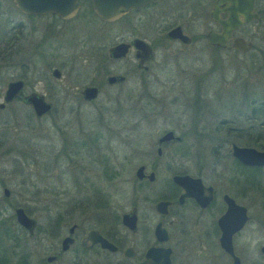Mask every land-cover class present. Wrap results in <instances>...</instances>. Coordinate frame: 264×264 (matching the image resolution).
I'll list each match as a JSON object with an SVG mask.
<instances>
[{"label": "flooded vegetation", "instance_id": "1", "mask_svg": "<svg viewBox=\"0 0 264 264\" xmlns=\"http://www.w3.org/2000/svg\"><path fill=\"white\" fill-rule=\"evenodd\" d=\"M76 2L77 9L73 15L60 17L52 12H22L15 7L12 0V8L4 9L0 0V17L4 12L8 20V27L2 28L0 24V59L3 51L7 54L9 51L8 60L12 61L11 66L16 70L13 80H21L23 83L13 101L23 102L25 95L34 92L42 95L45 100L62 97L66 101L72 98L77 104L92 102L103 87L113 88L125 82L126 76L116 71L114 64H125L129 68L125 74L133 71L132 73L145 75L150 64L161 65L188 57V47L191 44H203V48L215 52L214 55L227 48L233 55L255 53L253 58L256 62L259 59L264 61V0H252V17L233 28L230 38L222 46L208 43L207 35L221 32V26L213 19L212 13L216 10L217 19H227L231 12L229 0L219 5L218 0H152L126 9L119 8L120 14L111 20L100 19L90 0ZM232 38L244 39L250 43V48L243 52L237 50L232 45ZM257 39L262 41L260 47L253 44V40ZM119 43L126 45L125 55L111 57L109 49ZM141 43L143 49L140 47ZM64 46L70 52L62 56L60 50ZM89 65L92 67V74H89L87 82L81 83L80 70ZM35 66L39 69L36 76L31 74ZM54 69L58 71V76L52 74ZM109 76H122L123 80L109 83ZM140 82L139 89L143 88L141 93L146 92L144 76L140 77ZM87 87L96 89L92 99L83 98V91ZM137 87L138 85L134 88ZM137 94L139 96L140 93ZM246 98H242L243 101ZM253 101L252 99L251 102ZM262 108L259 106V109ZM53 109L51 104L47 114ZM140 114V123L148 122V115L143 112ZM195 115L198 118L202 114ZM258 125L264 128V123ZM184 127L193 130L197 137L209 136L205 132H195L200 129L197 123L183 124L182 129ZM255 129L253 124L242 126L232 120L222 119L211 130L218 132V138L211 147L217 148L222 157H229L233 165L227 167V177L225 173H215V167L211 169L227 187L226 190L218 189L213 183L204 180L201 175L204 154H192L189 149L178 151L182 150L189 134L176 133L174 128H166L157 136L154 159L157 161L161 157L164 148L176 144L177 148L170 156H180L179 158L195 162V165L197 163V171L189 174L170 170L169 179L174 174H187L199 178L202 186L210 187L211 190H193L197 197L187 196L181 199L184 190L171 180L165 190H153L151 196L141 187L135 190L141 194V198L128 202V210L120 214L114 213L108 190H83L82 195L77 190H62V207L52 217L34 218L21 207L34 220L31 234L16 222L14 209L20 206L11 205L9 221L16 230L13 236L15 242L9 249L0 242V264H159L162 258L161 249L167 248L170 250L169 264H175V254L178 252L180 256L183 254L187 257L189 254L201 253L204 248H213L212 251L219 248L218 256L224 257L223 264H231V258L219 243L221 228L218 219L226 212V198L245 209V221L231 235L233 253L239 264H264V163L244 165L231 155L230 150V145L234 144L264 152V137ZM167 131L180 136V140L160 142L159 138ZM194 143L187 144L188 148ZM138 166H143L144 175L153 172L154 177L152 181L146 177L137 179L133 173L135 181L139 185L153 184L156 180V165ZM111 176L109 174L103 179L109 180ZM72 192L73 202L69 197ZM76 194L80 197H76ZM209 196L205 205H201L200 202H204ZM253 200L256 201L257 210L250 215L246 202ZM145 202L150 204V215L141 214L139 210L140 203ZM159 203L165 204L157 206ZM133 209L135 220L131 226L124 225L121 215ZM158 224L165 232L166 239L159 240L156 236ZM98 237L113 245L114 249L103 247L96 240ZM180 256L181 261L183 256Z\"/></svg>", "mask_w": 264, "mask_h": 264}, {"label": "rangeland", "instance_id": "2", "mask_svg": "<svg viewBox=\"0 0 264 264\" xmlns=\"http://www.w3.org/2000/svg\"><path fill=\"white\" fill-rule=\"evenodd\" d=\"M1 4L4 9L12 8L10 0H2ZM5 15L3 12L0 17L2 28L8 27ZM261 43L260 39L253 40L258 47ZM202 45L191 44L185 59L150 64L145 75L133 71L125 74L129 69L125 64H114L113 68L126 76L125 82L113 88L103 87L92 102L77 104L72 98L68 101L62 97L47 98L54 109L40 118H35L30 106L20 100L0 109L1 245L7 249L14 246L16 230L9 221L11 205H19L34 218L45 219L62 207V190H77L81 195L85 190H108L110 205L115 214H120L128 210V202L141 198L135 190L143 187L149 196L153 190H165L171 184L170 170L189 174L197 171V163L180 156L171 157L176 144L164 148L161 157L157 161L154 159L157 136L166 128L189 134L182 150L178 151L189 149L192 154H204L201 162L204 180L226 190L211 169L215 167V173L222 172L227 177V167L232 163L229 157H222L217 148L211 147L218 138V132L211 130L217 122L227 119L242 126L253 124L257 133L264 137V128L258 125L264 123V61L256 62L255 53L250 52L233 55L228 48L214 55L215 52ZM68 52L64 46L60 55ZM8 59L9 51L8 54L3 51L0 102L6 83L16 75ZM91 68L90 65L82 67L81 83L90 78ZM38 70L35 66L31 74L38 75ZM142 76L147 84V91L143 93V88L139 89ZM135 92L140 93L139 96ZM27 112L31 113V118ZM141 112L148 115V122L140 123ZM195 114L202 115L196 118ZM192 123L200 128L195 132H205L209 136L197 137L193 130L182 129L183 124ZM202 125L205 127L201 128ZM140 164L156 165L153 184L139 185L135 181L133 173ZM108 173L114 177L105 181ZM3 188L9 190L8 197L3 196ZM73 194L69 193L72 202ZM76 197L80 196L76 194ZM140 204L141 214L150 215V204ZM246 204L253 215L257 210L256 201ZM212 249L204 248L198 252L199 256L181 254L183 263L178 252L175 264H223L224 257L218 256L219 248Z\"/></svg>", "mask_w": 264, "mask_h": 264}, {"label": "water", "instance_id": "3", "mask_svg": "<svg viewBox=\"0 0 264 264\" xmlns=\"http://www.w3.org/2000/svg\"><path fill=\"white\" fill-rule=\"evenodd\" d=\"M15 7L20 11L25 13H43V12H52L58 14L60 17H69L76 12L77 9V0H12ZM92 2L93 10L97 16L102 20H111L117 15L120 14L119 8L126 9L129 6H138L152 0H90ZM226 0H218L217 5L223 3ZM231 3V12L229 17L225 20H219L216 18V10L212 13L213 19L217 20L221 26V32L215 33L211 32L207 35V41L210 44L222 46L230 38V32L233 28L239 25L241 22L249 20L252 15L251 4L252 0H229ZM217 8V6H216ZM116 12V13H115ZM115 13V14H114ZM242 18V20H241ZM232 45L239 51H246L250 48V43L245 41L242 38H232ZM140 47L143 49L142 43ZM126 45L119 43L109 49V55L111 57L117 58L125 55ZM54 76H58V71L54 69L52 71ZM122 76H109L107 81L109 83L115 81H122ZM21 80H11L8 81L3 89L2 100L0 102V109L5 105L11 103L15 97L18 95L19 91L22 88ZM96 89L94 87H87L83 91V98L92 99L95 96ZM23 103L31 107L32 113L35 118H40L46 115L50 109L51 104L46 101L42 95L37 93H29L22 98ZM180 140V136H176L171 131L163 133L159 138L160 142L166 140ZM231 155L244 165H260L264 163V152L257 151L254 148L250 147H238L234 144L230 145ZM159 151V149H158ZM135 177L137 179H142L146 177L149 181L153 180V172H150L147 175L143 173V166H138L135 169ZM171 182L181 187L184 192L180 196L181 199L187 196L197 197L196 193L193 190L198 192L211 190L210 187L202 186L199 178H193L187 174H174L170 178ZM2 194L4 197H8L9 190L7 188L2 189ZM208 198L204 202H200L201 205H205L208 201ZM227 209L226 212L218 219V225L221 228V235L219 237L220 247L229 255L231 258V264H239L238 258L234 255L232 245H231V235L234 231L239 229L243 222L246 219L245 209L243 207L237 206L234 202L226 198ZM165 203H159L157 206L164 205ZM160 211L163 212V209ZM14 215L16 222L28 230L31 234L34 220L28 217L21 207H16L14 209ZM135 220V209L131 210L128 213H123L121 215V222L124 225L131 226ZM131 224V225H130ZM161 232V237H160ZM94 232H90L93 234ZM156 236L158 239H166V234L163 229L160 228V225L156 227ZM100 242L103 247L109 249H114L113 245L98 237L96 239ZM162 258L159 264H169V252L170 250L161 249Z\"/></svg>", "mask_w": 264, "mask_h": 264}, {"label": "trees", "instance_id": "4", "mask_svg": "<svg viewBox=\"0 0 264 264\" xmlns=\"http://www.w3.org/2000/svg\"><path fill=\"white\" fill-rule=\"evenodd\" d=\"M27 116L29 117V118H31L32 116H31V113L30 112H27ZM34 116V115H33ZM116 175V174H115ZM113 177L114 176H111L110 178H108L109 180H111V179H113Z\"/></svg>", "mask_w": 264, "mask_h": 264}]
</instances>
